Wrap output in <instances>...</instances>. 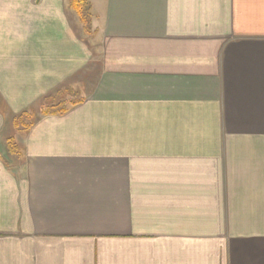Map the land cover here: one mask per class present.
<instances>
[{
    "label": "crops",
    "instance_id": "1",
    "mask_svg": "<svg viewBox=\"0 0 264 264\" xmlns=\"http://www.w3.org/2000/svg\"><path fill=\"white\" fill-rule=\"evenodd\" d=\"M121 2L78 104L0 131V264H264V0Z\"/></svg>",
    "mask_w": 264,
    "mask_h": 264
},
{
    "label": "rangeland",
    "instance_id": "2",
    "mask_svg": "<svg viewBox=\"0 0 264 264\" xmlns=\"http://www.w3.org/2000/svg\"><path fill=\"white\" fill-rule=\"evenodd\" d=\"M86 1L89 5L80 13L72 8V0H0L4 3L6 40H14L6 42V55L13 52L23 57L13 61L15 74L9 75L8 88L0 85V113L4 115L0 116V131L27 132L39 123L43 109L68 108L70 102L86 95L80 85L90 84L92 76L86 73L96 67L108 29L105 20L112 15L110 0ZM115 13L122 17L123 7ZM40 38L44 41L41 45L53 47L54 54L57 50L68 55L47 58L50 52L42 55V47L36 61L32 60L31 70L37 71L34 81L32 73L17 74V68L23 71L25 63L31 65L28 51L39 45L34 41ZM8 62L12 61L6 57L4 63Z\"/></svg>",
    "mask_w": 264,
    "mask_h": 264
},
{
    "label": "trees",
    "instance_id": "3",
    "mask_svg": "<svg viewBox=\"0 0 264 264\" xmlns=\"http://www.w3.org/2000/svg\"><path fill=\"white\" fill-rule=\"evenodd\" d=\"M72 8H74L76 11L80 13H84L86 6L89 4L87 3L86 0H72L71 2ZM83 18V17H82ZM82 21H85V19ZM77 101L70 102L68 106H75L77 105ZM68 108H57V109H43L41 111L42 115H56V114H63L67 112Z\"/></svg>",
    "mask_w": 264,
    "mask_h": 264
}]
</instances>
